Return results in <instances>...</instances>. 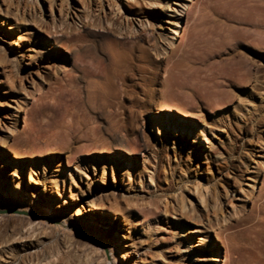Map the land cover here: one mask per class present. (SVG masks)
<instances>
[{
	"label": "rangeland",
	"instance_id": "374dc122",
	"mask_svg": "<svg viewBox=\"0 0 264 264\" xmlns=\"http://www.w3.org/2000/svg\"><path fill=\"white\" fill-rule=\"evenodd\" d=\"M193 1L0 0V172L62 218L91 208L96 191H116L128 212H101L98 223L133 244L122 264H264V196L253 207L264 181V0H215L177 52L185 30L174 34L176 21ZM167 84L187 97L159 112ZM161 112L174 122L157 123ZM26 119L35 140L20 146ZM219 224L229 228L224 242ZM51 233L43 251L68 232ZM76 246L59 264L96 254ZM10 247L0 239V260ZM217 248L224 261L210 259ZM11 252L14 264H36Z\"/></svg>",
	"mask_w": 264,
	"mask_h": 264
},
{
	"label": "bare ground",
	"instance_id": "6f19581e",
	"mask_svg": "<svg viewBox=\"0 0 264 264\" xmlns=\"http://www.w3.org/2000/svg\"><path fill=\"white\" fill-rule=\"evenodd\" d=\"M214 2H215V0H194L193 4L191 6V9L188 12L187 20H182V18H181L182 16L178 17V19L176 21L177 28L175 29L174 34L179 32V28L184 29L185 31H184L183 37L176 39V41L179 44L175 45L174 50H176L177 52L183 51L184 48H187L186 46L193 44L191 35H189L191 27L194 26V28H197L199 21L201 22V20L205 17V15H206L205 12L212 8ZM116 8H121V6L120 7L117 6ZM4 16L7 18L13 17V15L11 13H7V12L4 13ZM3 20H5V19H3ZM109 22H111V21H109ZM184 22H185V24H184ZM143 25H144V23H143ZM14 27H16V26H14ZM56 27L57 26H55V28ZM133 28L134 27L132 26L131 29H133ZM181 34L182 33L180 32L179 35H181ZM56 39L58 40L57 37H56ZM184 95L187 97L186 92L182 89L181 86L173 85V84L165 85L163 96H162V98L164 99L162 102V105H164V107H161L159 112L164 111V110H171V109L179 108L178 104H171V103H168L167 101L169 99H178V98L183 99V98H185ZM99 99H102V98H99ZM95 100H97V96H96ZM99 101L102 102L101 100H99ZM21 102L22 101L18 102L19 111L22 110ZM2 106H4V104L2 102V97L0 96V122L2 121V117H3L2 115H5L4 114L5 113L4 108ZM161 115L162 116L157 117V118H161V119L156 120V122L160 123V125H162V124L168 125V124H170L171 121H173V119H170V122H169L166 119V116H164L163 112H161ZM26 121H27V123H25L24 129L21 130L20 133H18L19 137H16V140H15L16 143L19 144L20 146L26 145V144L30 143L32 140H35L34 137L32 136L33 134L32 135L30 134L32 132H28V128H31L32 125L28 121V119H26ZM113 128L116 129L115 127H113ZM108 131H110V130H108ZM117 134H119V133L117 132ZM96 135L98 136V134H96ZM120 136L121 135H119V137ZM37 137H36V139H37ZM49 137H51V136L49 135ZM121 138L122 137H120V140H121ZM111 140L112 141L119 140L116 133L111 135ZM124 141H122V142L124 143ZM108 142H110V141H108ZM106 143H107V141H106ZM33 144L34 143H32V145ZM110 144H112V143H110ZM119 144H117V145H119ZM90 146H92V145L90 144ZM110 147H112V146L110 145ZM116 149L122 150L125 154L130 155L131 159H133V155L135 154V152L131 151L130 150L131 148L128 149V147H126V145L125 146L122 145L120 148H116ZM87 150H88V147H87ZM93 156L96 157L97 154L93 155ZM116 160H118V159H116ZM260 163L262 164V162H260ZM39 167H38V169H39ZM65 172H66V170H65ZM114 172H115L114 174L117 175V172L116 171H114ZM4 173H5V171L0 172V218L3 219V218H6L8 216H12V217L17 216V217L22 218V219H21L20 224H17L14 226H10V225L8 226L5 223L0 224V229H1L0 239L2 240V243H4L7 247L12 246V248L11 247L10 248H11V250L16 251V254H26V258L30 259L31 261L35 260L34 262L36 264H43V263L44 264H59V261L63 257L71 256V254L73 253L72 252L73 249L75 247H77L76 244H83L84 246L88 247L87 249L90 248V249H93L96 251V254L98 255V257H96L97 255L94 252L93 253L96 256L90 251L87 253V255H88L87 263L88 264H122L120 258L121 257L127 258L128 254H130L131 250H129V249L131 246H133L132 243H126L125 241L120 240L118 238L114 240V238L111 237L108 230H106L105 228H100V225L98 223L99 222L98 216L101 212H103V216L105 217L107 215V213H111V214L114 213L115 215H118L120 213L124 214L129 209V206H128V209L124 208V206H122L121 201L116 198V197H118V196H116V191L106 190L105 194H103L102 191H96L94 193V198L92 200L91 208L87 209L82 214L80 213V208H77V216L71 217L70 213L72 212V209H73V207L71 206L68 209L67 216H65V218H62V217H60L62 215V211L56 209V207L53 205H47L46 201L43 202L42 206H39L38 208H36L37 206L34 207V204H36V201H35L36 198H34V197H36L35 193L33 194V198H28L29 199V201H28L26 199V194L23 193L22 196H20V192L13 191L12 185H10V182H8L7 177L5 176ZM38 175H39V172H38L37 168H33L30 175H29L30 181L32 183L39 182ZM13 183L15 184V187H17V188L22 187L21 183L19 182V180L16 178L15 175H13ZM142 183L143 182H141V183L138 182V186L142 185ZM253 185H254L253 188H255L256 187L255 183ZM259 188H260V193L257 195V198L255 200H253V205H254L253 207H255V206L257 207L260 200L264 196V181H263V184ZM63 198L67 199L66 197H63ZM110 200L112 202H110ZM132 200L134 201V199H132ZM138 200H139V198H138ZM133 201H132V203H133ZM140 201H142V200H140ZM139 202H138V205L140 203L144 204V200H143V202H140V203ZM113 203L118 204V207L116 205L114 206ZM135 204H137V202ZM148 204H149V202H148ZM145 205H147V204H145ZM31 208H34V210H31ZM125 209H127V210L125 211ZM99 210H102V211H99ZM144 213H146V212H144ZM146 215L148 216V214H146ZM95 216L97 217L96 219L94 218ZM51 220H53L55 223L51 222ZM39 223H41V224H39ZM115 225L117 226L118 223H115ZM54 230H58V231L59 230H65L68 233L63 234L64 237L60 238V240H59L60 245L56 249H54V250L49 249V252H48V249L47 250L44 249V251H43L42 250L43 246L47 245L48 242L51 240V236H52L51 231H54ZM228 230H229V228L225 225L221 224L219 226V228L216 232V238H217L218 242H224V240L227 238ZM108 237L110 238V240L108 239ZM204 241H205V239L201 237L200 244L201 245L204 244L205 243ZM117 243H120V245H121L120 255L116 254V244ZM101 245L102 246L104 245L102 247L103 249L100 248ZM134 248L136 249V247H134ZM11 250L10 251L6 250V252H7L6 256H4L0 260V264H14V261H16L15 257H14L15 253L11 252ZM45 251H46V253H49V256H52V257L46 256V255H45L46 257L45 256L43 257ZM192 256L195 257L196 253L192 252ZM210 259L212 261H218V262L224 261V258H222L220 256V249L219 248L212 250V255H211ZM44 260H46V261H44ZM83 262H84V260H83ZM83 264H85V263H83ZM212 264H214V263H212Z\"/></svg>",
	"mask_w": 264,
	"mask_h": 264
}]
</instances>
